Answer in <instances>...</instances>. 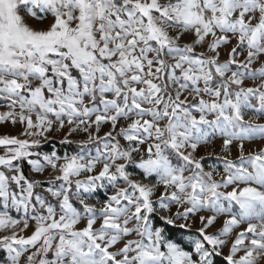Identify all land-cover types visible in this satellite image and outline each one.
<instances>
[{
    "label": "snow or ice",
    "instance_id": "6c2138e0",
    "mask_svg": "<svg viewBox=\"0 0 264 264\" xmlns=\"http://www.w3.org/2000/svg\"><path fill=\"white\" fill-rule=\"evenodd\" d=\"M261 119L264 0H0V264H264Z\"/></svg>",
    "mask_w": 264,
    "mask_h": 264
},
{
    "label": "rangeland",
    "instance_id": "374dc122",
    "mask_svg": "<svg viewBox=\"0 0 264 264\" xmlns=\"http://www.w3.org/2000/svg\"><path fill=\"white\" fill-rule=\"evenodd\" d=\"M226 58V57H223ZM259 65H254V67H258ZM249 86H253L251 81L246 82ZM256 84H259L260 81H256ZM248 117H246L247 119ZM259 123H264V119H261L259 121ZM19 131V127L17 128H13L10 125H0V134H4V133H9V134H16ZM261 146H264V141H253L251 143H246L245 148H246V153L247 151H253V150H257L258 148H260ZM205 150L201 149V152L203 153ZM208 151H212V149H208ZM215 152L217 154H219L220 152V142L217 141L216 145H215ZM237 156V152L235 150V148H233V153H232V157L230 158H235ZM209 162V161H208ZM210 163V162H209ZM32 176H35L39 179H43V177H40L39 175L35 174V173H30ZM46 175V174H45ZM219 226V225H218Z\"/></svg>",
    "mask_w": 264,
    "mask_h": 264
},
{
    "label": "trees",
    "instance_id": "16d2710c",
    "mask_svg": "<svg viewBox=\"0 0 264 264\" xmlns=\"http://www.w3.org/2000/svg\"><path fill=\"white\" fill-rule=\"evenodd\" d=\"M45 150H47V149H45ZM209 162H210V163H218V161H216L215 158L210 159ZM26 171H27V170H26ZM29 174H30V173H29ZM30 175H31V174H30ZM36 178H37V177H36ZM37 179H39V178H37Z\"/></svg>",
    "mask_w": 264,
    "mask_h": 264
}]
</instances>
